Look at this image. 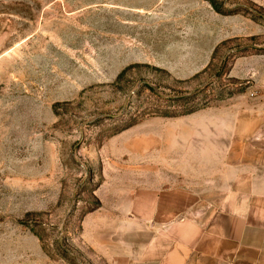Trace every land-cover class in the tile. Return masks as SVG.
<instances>
[{"label":"rangeland","instance_id":"374dc122","mask_svg":"<svg viewBox=\"0 0 264 264\" xmlns=\"http://www.w3.org/2000/svg\"><path fill=\"white\" fill-rule=\"evenodd\" d=\"M197 125L264 163V0H0V264H110L85 217Z\"/></svg>","mask_w":264,"mask_h":264},{"label":"crops","instance_id":"0c3cea01","mask_svg":"<svg viewBox=\"0 0 264 264\" xmlns=\"http://www.w3.org/2000/svg\"><path fill=\"white\" fill-rule=\"evenodd\" d=\"M177 131L104 194L87 235L110 264H264V163L235 126L228 141L212 125Z\"/></svg>","mask_w":264,"mask_h":264},{"label":"trees","instance_id":"16d2710c","mask_svg":"<svg viewBox=\"0 0 264 264\" xmlns=\"http://www.w3.org/2000/svg\"><path fill=\"white\" fill-rule=\"evenodd\" d=\"M200 108H194V109H182L183 111H182V113L181 114H179V116H183V115H186V114H191V113H194L195 111H197V110H199ZM163 117H166V116H163ZM136 123L135 122H132V123H130L126 128H129V127H131V126H133V125H135Z\"/></svg>","mask_w":264,"mask_h":264}]
</instances>
